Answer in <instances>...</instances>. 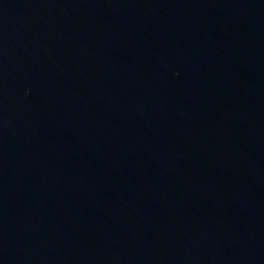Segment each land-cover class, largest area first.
I'll return each instance as SVG.
<instances>
[{
	"label": "water",
	"instance_id": "obj_1",
	"mask_svg": "<svg viewBox=\"0 0 264 264\" xmlns=\"http://www.w3.org/2000/svg\"><path fill=\"white\" fill-rule=\"evenodd\" d=\"M0 264H264V0H0Z\"/></svg>",
	"mask_w": 264,
	"mask_h": 264
}]
</instances>
